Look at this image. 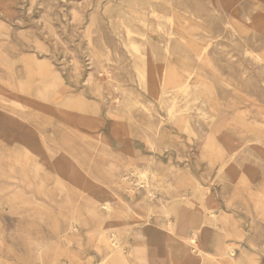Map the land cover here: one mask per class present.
<instances>
[{
	"label": "rangeland",
	"instance_id": "1",
	"mask_svg": "<svg viewBox=\"0 0 264 264\" xmlns=\"http://www.w3.org/2000/svg\"><path fill=\"white\" fill-rule=\"evenodd\" d=\"M148 1L0 0V264H264V82L251 71L264 30L253 12L258 39L235 55L223 22L187 26L208 58L176 68L217 99L194 123L206 95L193 86L175 123L172 92L142 84V52L165 65L148 37L185 25L162 8L143 23ZM216 1L239 18L259 3ZM200 226L202 251L188 252Z\"/></svg>",
	"mask_w": 264,
	"mask_h": 264
},
{
	"label": "bare ground",
	"instance_id": "2",
	"mask_svg": "<svg viewBox=\"0 0 264 264\" xmlns=\"http://www.w3.org/2000/svg\"><path fill=\"white\" fill-rule=\"evenodd\" d=\"M251 4L256 5V8L254 10V7L250 5L249 8H243L242 12L240 13V19L238 17V11L235 8L232 10L230 15L226 16V12L222 11V3H219L216 0H202L198 2H194L191 0H166V2H159L157 0H149L148 2H143L142 4V22L146 23L148 21L147 14H151L152 16H155L157 20L162 21V15L158 12V10H161V8L165 11H167L169 14H173L171 21L173 20L176 13L182 14L183 24L185 25L184 28L178 29L179 32L174 35L172 31H167L166 33H152L148 37V41L152 43L155 47L159 48L161 45H163L164 50V57L167 59V63L165 65H158L152 56L151 50H146L145 52H142V84L151 85L152 86V93L156 96V98H159L163 95V93H169L172 92L171 99L172 104L169 109L168 114V120L175 121V123H178L180 121H184L189 117L188 113H185L187 110L192 108V101L199 100V98H192L191 93L194 87L198 86L201 88H204V92L206 95V99L200 100V103L195 105V121L194 123H201L202 119L212 116L210 114L209 110L203 107V103H209L210 105H214V101L217 99L213 92L211 91V88L207 87V82L200 79H194L192 76L186 77L184 76V73H181L183 71H180L176 68V64H180V66L184 68H201V62L205 61L208 57L206 54V48L201 47L198 42L192 39L191 32L187 31V26L189 27L191 23H201V25L206 23V21H209L213 24L222 25V22L225 25V30H227L228 34L231 36H234L235 44L232 45L231 51L237 55L242 51V47L251 44H255V40L257 41L258 36L256 35V32L252 33L251 35L247 34L249 33L250 29L248 26L252 24L251 17L253 15V12H256V21L259 22L260 26L264 30V0H258L259 3H254L253 1H250ZM201 5V6H198ZM148 9L149 12L146 11ZM162 11V10H161ZM227 18V20H226ZM226 20V21H225ZM244 20V21H243ZM241 22H244V24H241ZM249 23V24H248ZM209 31V30H207ZM210 32L213 34H217L218 36L221 35V30H213L210 29ZM263 44V43H262ZM262 48H264V44L262 45ZM192 53L196 55L197 60L192 61L191 59ZM184 57L187 58V61L184 60ZM233 58V56H232ZM189 59L191 62H189ZM177 61V62H176ZM255 62L256 67L251 70L252 71V77L258 78L262 82L264 80L262 78H259V72L262 68V71L264 72V54H257L255 56ZM232 72H236V69L234 68L232 62L228 63L227 65ZM178 67V66H177ZM245 68V67H244ZM191 70V69H190ZM108 74L111 73L109 71V68L107 70ZM186 72V71H185ZM191 72V71H189ZM193 72V71H192ZM246 72V71H245ZM191 74V73H190ZM200 74V73H199ZM28 77V76H27ZM185 77V78H184ZM109 78L112 79L114 87L117 89L122 87L121 82L118 80H115L113 76L109 75ZM184 78V79H182ZM111 81V80H110ZM116 81V82H115ZM226 82V81H223ZM194 86V87H193ZM213 94V95H212ZM183 100L186 102L185 108L179 106V102ZM216 103V102H215ZM195 104V103H194ZM211 106V107H212ZM220 111V106H217ZM216 108V107H215ZM142 112L147 115L149 118H153L154 115L151 113V109L149 107H142ZM218 114L217 112H215ZM225 116H228L225 114ZM165 119L159 118V122L157 125H155V133H158L160 127L165 123ZM202 125V124H201ZM193 126V125H192ZM191 130V129H190ZM189 130V131H190ZM264 195L262 194L260 197V200L263 202ZM207 210V208H205ZM209 210V209H208ZM206 220L207 219H219L214 211H209L205 214ZM171 225V220L170 223ZM200 227L195 228V232L191 234L188 238H185L182 240L183 244L191 245V249H187L188 252L193 253L194 251L198 250L200 252L201 244L200 240H198V233L200 232ZM196 249V250H194ZM226 255L232 256L236 251L232 247H228L225 250ZM201 253V252H200Z\"/></svg>",
	"mask_w": 264,
	"mask_h": 264
}]
</instances>
